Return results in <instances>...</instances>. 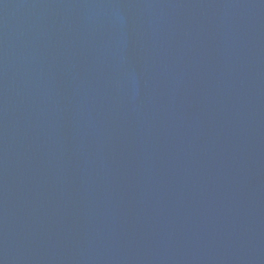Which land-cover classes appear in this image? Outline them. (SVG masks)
I'll return each instance as SVG.
<instances>
[{
	"label": "water",
	"instance_id": "1",
	"mask_svg": "<svg viewBox=\"0 0 264 264\" xmlns=\"http://www.w3.org/2000/svg\"><path fill=\"white\" fill-rule=\"evenodd\" d=\"M0 264H264V0H0Z\"/></svg>",
	"mask_w": 264,
	"mask_h": 264
}]
</instances>
